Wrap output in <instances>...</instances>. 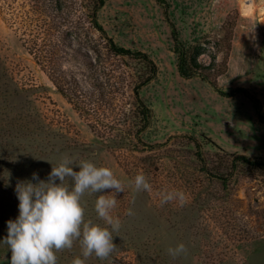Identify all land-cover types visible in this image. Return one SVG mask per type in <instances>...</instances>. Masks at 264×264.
I'll return each mask as SVG.
<instances>
[{
  "label": "rangeland",
  "instance_id": "obj_1",
  "mask_svg": "<svg viewBox=\"0 0 264 264\" xmlns=\"http://www.w3.org/2000/svg\"><path fill=\"white\" fill-rule=\"evenodd\" d=\"M163 1L105 0L98 12L118 45L147 53L157 67L139 91L152 118L138 137L134 132L141 123L123 115L132 101V85L121 78L125 68L118 59L103 57L102 93L92 89L89 114H81L27 51L33 35L38 42L57 43L42 1L0 0V61L19 89V95L0 103V240L7 236L6 222L19 215L17 182L31 180L33 173L46 180L52 165L68 156L107 167L124 184L112 210L121 221L120 231L113 233L117 249L107 260L92 256L85 264H264V172L232 169L229 161L237 154L264 160V121L243 94L216 91L245 88L259 99L264 116V0ZM243 2L251 3L247 14L241 11ZM170 24L182 42L203 45L202 63L208 64L210 55L226 62L216 89L199 78L179 76ZM81 26V44L92 45L96 33L86 20ZM227 26H233L228 55L217 43ZM56 47L60 53L63 46ZM72 58L65 65L82 75V65ZM126 62L146 75L141 64ZM117 129L142 142L117 147L112 142L118 141ZM141 173L151 192L137 193L130 183ZM165 189L183 191L187 202L161 206L157 194ZM95 199L83 197L85 219L106 226L95 212ZM129 208L134 216L126 215ZM180 243L187 254L171 258L167 249ZM56 256L57 264H72L81 257L79 243ZM10 258L0 244V264H10Z\"/></svg>",
  "mask_w": 264,
  "mask_h": 264
},
{
  "label": "trees",
  "instance_id": "obj_2",
  "mask_svg": "<svg viewBox=\"0 0 264 264\" xmlns=\"http://www.w3.org/2000/svg\"><path fill=\"white\" fill-rule=\"evenodd\" d=\"M41 6L44 8L45 17L49 19V31L55 36V43L47 44L46 39L38 42V38L33 35V47H28L27 51L34 55L36 62L46 73L48 79L53 84L55 89L64 96L73 106V108L81 114H89L87 109V101H89L93 94L102 93V85L98 83L100 79V69L104 65L103 57L107 56L109 59H118L120 65L125 68L122 73V79H130L132 85L131 98L129 109L124 111L125 117H132L138 120L141 125L140 128L134 132L137 136L147 127L152 118L151 109L143 102L140 97V89L152 80L156 73L157 67L153 60L147 53L132 50L124 46L118 45L112 37H110L98 19V12L104 6L105 0H41ZM164 4L163 0H157ZM36 3L37 0H34ZM40 5V4H39ZM167 12L165 11V15ZM84 18V22H82ZM85 20L89 23V27L96 33L94 43L92 45H83L80 42V35L78 29L81 23ZM58 23V25L54 24ZM171 39L173 42V53L176 60V70L181 78L191 79L199 78L202 81L210 84L214 89L217 87V79L227 71V64L225 61H219L216 55H210V62L204 64L199 60V57L204 53L203 45L200 43L182 42L178 38V33L173 24H170ZM233 26H228L224 30V35L217 41L225 45V53L228 55L231 42V29ZM78 31V32H77ZM61 33V36L59 35ZM50 34H48L49 36ZM60 43L62 51L59 53L57 44ZM38 44L40 50L33 51ZM25 46H29L26 44ZM71 50L72 53L69 51ZM35 52V53H34ZM75 57L78 63L83 67V74L79 75L72 71L70 67L65 64H72L71 57ZM133 61L136 64H141L146 69V75H142L139 69L131 67L126 62ZM81 76V77H79ZM116 76V75H115ZM118 83V81H116ZM95 90L92 93L91 90ZM224 96H234L236 94H243L253 104L254 110L259 120L264 121V116L261 114V102L258 98L252 96L245 88H237L229 93L217 90ZM19 95V89L14 84L12 77L8 73L5 65L0 61V103L8 101L9 98H14ZM25 104V103H24ZM2 114V113H0ZM34 127V126H33ZM118 141L113 142L117 147L127 144L128 146H135L131 133L124 132L117 129ZM139 137V136H138ZM137 137V138H138ZM142 142L141 139H136ZM135 140V141H136ZM124 142V143H122ZM198 147V145H196ZM231 167H243L249 170H261L264 172V160L253 159L244 154H237L229 160ZM232 173H226L227 178Z\"/></svg>",
  "mask_w": 264,
  "mask_h": 264
},
{
  "label": "clouds",
  "instance_id": "obj_3",
  "mask_svg": "<svg viewBox=\"0 0 264 264\" xmlns=\"http://www.w3.org/2000/svg\"><path fill=\"white\" fill-rule=\"evenodd\" d=\"M130 183L137 193L152 191L142 173ZM104 190L112 191L100 194ZM14 191L19 215L6 222L7 236L0 240L11 253L10 264H57L56 253L71 249L77 242L82 258L75 257L72 264H85L92 256L104 261L116 251L113 233L120 231L121 221L112 215V210L117 205V195L124 193V184L111 169L89 161L77 163L63 156L52 165L46 180L33 173L31 180L18 181ZM86 194L96 197L95 212L106 226L85 219L82 199ZM157 195L161 206L173 201L183 206L187 202L186 194L177 189H165ZM126 215L135 213L129 208ZM187 251L183 243L167 249L173 259L186 255Z\"/></svg>",
  "mask_w": 264,
  "mask_h": 264
},
{
  "label": "bare ground",
  "instance_id": "obj_4",
  "mask_svg": "<svg viewBox=\"0 0 264 264\" xmlns=\"http://www.w3.org/2000/svg\"><path fill=\"white\" fill-rule=\"evenodd\" d=\"M250 10H251V3H245V2H243L241 4V11L244 14H247Z\"/></svg>",
  "mask_w": 264,
  "mask_h": 264
}]
</instances>
